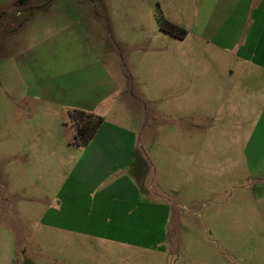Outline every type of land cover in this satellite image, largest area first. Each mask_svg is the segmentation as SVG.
Instances as JSON below:
<instances>
[{
  "label": "rangeland",
  "instance_id": "374dc122",
  "mask_svg": "<svg viewBox=\"0 0 264 264\" xmlns=\"http://www.w3.org/2000/svg\"><path fill=\"white\" fill-rule=\"evenodd\" d=\"M198 3L0 0V264H264V120L214 99L218 80L244 85L248 73L194 34ZM88 89L99 102L108 93L99 113L143 139L139 184L172 208L160 241L49 225L52 192L75 161L60 157L61 134L74 135L61 102Z\"/></svg>",
  "mask_w": 264,
  "mask_h": 264
},
{
  "label": "crops",
  "instance_id": "0c3cea01",
  "mask_svg": "<svg viewBox=\"0 0 264 264\" xmlns=\"http://www.w3.org/2000/svg\"><path fill=\"white\" fill-rule=\"evenodd\" d=\"M198 16L194 34L211 46L234 52L248 73L244 85L241 80L230 85L218 80L217 92L212 93L214 99L230 97L234 113H249L253 122L258 117L263 121L264 0H199ZM104 94L99 102L98 93L88 89L79 97L67 95L61 102L60 113L68 117L71 110L81 109L102 116L104 123L86 148L71 144L74 135L70 138L61 134V159L75 161L65 180L52 192L54 200L46 217L51 216L56 223L49 225L77 236L110 242L160 241L167 235L172 208L146 197L142 191L136 151L143 139L99 113L100 103L111 99L108 93ZM222 106L223 110L227 105ZM55 121H62L63 126L67 123L60 116ZM132 169L137 171L138 179ZM256 189L264 191V181Z\"/></svg>",
  "mask_w": 264,
  "mask_h": 264
},
{
  "label": "trees",
  "instance_id": "16d2710c",
  "mask_svg": "<svg viewBox=\"0 0 264 264\" xmlns=\"http://www.w3.org/2000/svg\"><path fill=\"white\" fill-rule=\"evenodd\" d=\"M160 27L163 32L180 39L187 35L184 29L164 19L160 20ZM69 119L74 128L71 144L77 148H86L104 123L102 116L81 109L71 110Z\"/></svg>",
  "mask_w": 264,
  "mask_h": 264
}]
</instances>
